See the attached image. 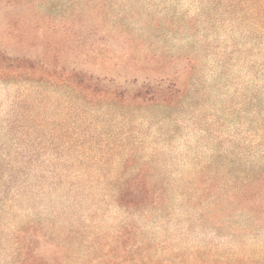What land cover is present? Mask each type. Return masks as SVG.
Masks as SVG:
<instances>
[{"label": "rangeland", "instance_id": "obj_1", "mask_svg": "<svg viewBox=\"0 0 264 264\" xmlns=\"http://www.w3.org/2000/svg\"><path fill=\"white\" fill-rule=\"evenodd\" d=\"M0 50L172 98L0 71V264H264V0H0Z\"/></svg>", "mask_w": 264, "mask_h": 264}, {"label": "trees", "instance_id": "obj_2", "mask_svg": "<svg viewBox=\"0 0 264 264\" xmlns=\"http://www.w3.org/2000/svg\"><path fill=\"white\" fill-rule=\"evenodd\" d=\"M0 71L28 77L59 80L67 83L79 92L104 97H110L122 101L152 102L171 100L170 95L153 90L149 86H140L133 91L114 88L108 90L105 84L95 82L93 77L85 72L67 70L66 74H60L55 68H49L41 60L28 57L12 56L0 50ZM260 188L264 187V170L257 176ZM153 201V194L142 183L131 181L127 183L117 197V203L122 207L137 208L145 206Z\"/></svg>", "mask_w": 264, "mask_h": 264}]
</instances>
